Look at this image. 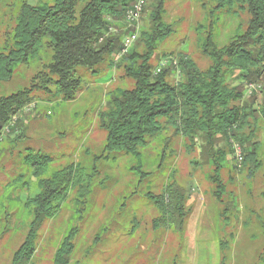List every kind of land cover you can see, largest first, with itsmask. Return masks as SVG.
Returning a JSON list of instances; mask_svg holds the SVG:
<instances>
[{"label":"trees","instance_id":"16d2710c","mask_svg":"<svg viewBox=\"0 0 264 264\" xmlns=\"http://www.w3.org/2000/svg\"><path fill=\"white\" fill-rule=\"evenodd\" d=\"M135 1L41 0L36 5L23 1L18 6L12 31L0 45V84L10 82L21 65H39L40 69L29 86L0 96V153L6 138L11 144L23 138L19 133L21 117L30 106L36 107V99L43 95L49 103L73 102L85 86L79 69L100 74L104 72L100 68L107 64L108 69L123 70L134 87L111 91L108 108L99 113L100 126L107 132L104 151L137 159L140 166L133 171L142 180L147 176L142 151L150 142L165 140L164 132L169 128L188 138L192 147L199 138L210 148L221 139L226 147L211 154L215 166L211 180L215 184L214 196L222 201L226 189L221 172L229 159L234 160V172L246 169L249 177H254L263 165L258 137L264 121V101L256 105L255 96H249V101L245 97L249 83H264V0H209L213 3L209 14L214 20L197 30L205 36L199 45L211 65L202 70L188 55L179 54L178 60L164 55L168 59L163 62L180 73L177 82L168 80L170 72L166 66L161 68L163 62L160 73L152 64L159 45L175 32L173 25L165 21L169 0H155V9L149 16L151 26L141 29L137 45L122 55L124 38L133 31L126 27L127 13ZM239 13L250 16L247 27L239 26L228 43L219 47L215 29L222 15L237 17ZM232 139L244 150L240 168ZM24 151L21 156L30 177L25 187L29 186L34 194L25 203L24 225L29 231L13 264H34L39 229L59 214L71 190L90 180L75 165L53 169L54 160L49 155L31 148ZM161 155L164 161L165 152ZM87 194V189H82L79 197L84 199ZM147 198L159 212L154 229L183 235L190 215L186 190L172 181L161 195L148 193ZM83 199H78L79 205L86 203ZM76 236L77 231L72 230L63 239L54 264H72Z\"/></svg>","mask_w":264,"mask_h":264},{"label":"rangeland","instance_id":"374dc122","mask_svg":"<svg viewBox=\"0 0 264 264\" xmlns=\"http://www.w3.org/2000/svg\"><path fill=\"white\" fill-rule=\"evenodd\" d=\"M23 1L36 5L41 0H0V45L12 31ZM212 7L209 0L167 2L165 21L173 25L175 32L159 45L152 59L156 69L168 58L178 60L179 54L192 57L202 70L210 67L211 61L199 45L205 36L197 28L214 20L209 14ZM154 9L155 0H149L141 29L151 26L149 16ZM249 20L247 13L237 17L222 15L215 29L219 47L228 43L239 26L246 28ZM139 39L140 35L132 48ZM164 55L169 56L166 59ZM170 66L165 67L170 72L168 80L179 81L180 73ZM39 69V65L17 67L14 78L0 84V96L29 86ZM102 69L100 74L79 69L85 86L73 102L49 103L43 95L36 99V107L21 117L19 133L23 138L15 144L6 138L3 143L0 264H13L29 231L24 225L25 203L34 193L25 187L30 182L21 156L26 148L52 157L53 169L75 165L90 178L71 190L59 214L39 229L34 264H54L61 242L72 230L77 231L72 264H264V121L258 137L261 169L249 177L246 169L234 172V160L229 159L221 172L226 189L222 201L214 196L215 184L211 180L215 169L211 154L226 147L221 139L214 148L202 138L192 147L188 138L169 128L164 132L165 140L150 142L142 151L147 176L141 180L133 171L140 166L137 159L104 151L107 132L99 122V113L108 108V94L116 88L131 89L134 82L121 69H108L107 64ZM253 96L256 105L263 103V92ZM245 100L249 101V96ZM163 152L167 158L161 161ZM16 179L20 181L14 182ZM172 181L190 198V215L183 235L154 229L159 212L147 198L148 193L161 195ZM85 188L88 194L83 199L79 196ZM78 199L86 203L79 205Z\"/></svg>","mask_w":264,"mask_h":264},{"label":"built area","instance_id":"2783aa9c","mask_svg":"<svg viewBox=\"0 0 264 264\" xmlns=\"http://www.w3.org/2000/svg\"><path fill=\"white\" fill-rule=\"evenodd\" d=\"M149 0H136L133 8H131L127 13V21H128V28L132 29L133 31L126 35L124 38L123 43H125V50H122V55L129 52V50L135 45L137 42L140 30H141V22L143 18V14L145 12V9L148 5ZM177 65V62L174 63ZM167 65L166 62H163L161 64V68L165 67ZM161 68L157 70V73H160ZM263 89V86L258 83H249L247 85V96H253L254 94L261 93ZM35 106L32 105L29 107L28 110H31ZM234 155L236 164L240 167H242V163L244 161V150L240 143L232 139L230 141Z\"/></svg>","mask_w":264,"mask_h":264},{"label":"bare ground","instance_id":"6f19581e","mask_svg":"<svg viewBox=\"0 0 264 264\" xmlns=\"http://www.w3.org/2000/svg\"><path fill=\"white\" fill-rule=\"evenodd\" d=\"M122 50H125V43H123V49Z\"/></svg>","mask_w":264,"mask_h":264}]
</instances>
